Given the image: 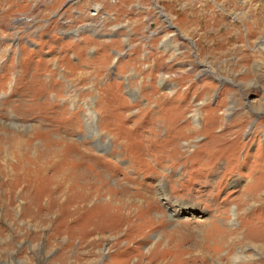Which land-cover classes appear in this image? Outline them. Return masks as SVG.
<instances>
[{
	"label": "rangeland",
	"instance_id": "rangeland-1",
	"mask_svg": "<svg viewBox=\"0 0 264 264\" xmlns=\"http://www.w3.org/2000/svg\"><path fill=\"white\" fill-rule=\"evenodd\" d=\"M204 257L264 264V0H0V264Z\"/></svg>",
	"mask_w": 264,
	"mask_h": 264
},
{
	"label": "bare ground",
	"instance_id": "bare-ground-1",
	"mask_svg": "<svg viewBox=\"0 0 264 264\" xmlns=\"http://www.w3.org/2000/svg\"><path fill=\"white\" fill-rule=\"evenodd\" d=\"M190 117L193 119V121H197L198 122V109H194L193 111H192V114H190ZM191 122V121H190ZM92 126V125H91ZM89 127L90 128V130H91V132L92 133H94V131H93V128L92 127ZM88 128V127H87ZM105 146H101L100 147V149L101 148H104ZM79 150V149H78ZM83 154V153H82ZM78 173V172H77ZM78 177V176H77ZM79 181V180H78ZM166 186V185H165ZM165 186H164V184H163V182L161 183V184H159L158 185V188H159V191H158V196L160 197V198H163V199H165V201L166 202H170V201H172V197L170 196V194H168V192H166V188H165ZM174 202H171V204H173ZM170 207V206H169ZM238 207L239 206H237V208H236V211H237V209H238ZM125 208V207H124ZM175 208V207H174ZM176 209V208H175ZM178 208H177V211H175L174 213H178ZM173 213V212H172ZM233 213V212H232ZM230 214V213H229ZM173 215L174 214H170V217L172 216L173 217ZM185 223V222H184ZM185 225V224H184ZM184 227V226H183ZM213 228V227H212ZM214 229V228H213ZM217 230V229H216ZM173 232V231H172ZM127 235V234H126ZM193 235H195V234H193ZM221 237H223V236H221ZM225 238V237H224ZM249 240H252L251 238H248ZM198 241V240H197ZM197 241H195V242H197ZM198 243V242H197ZM195 244V243H194ZM200 250V249H199ZM186 253V252H185ZM145 254H146V252H145ZM195 255V254H194ZM188 256V255H187ZM183 257V256H182ZM195 262V261H194ZM203 264H207L206 263V261H205V257L203 258Z\"/></svg>",
	"mask_w": 264,
	"mask_h": 264
}]
</instances>
